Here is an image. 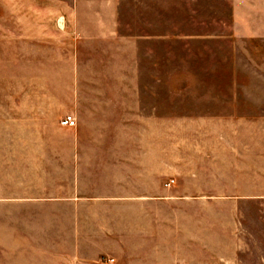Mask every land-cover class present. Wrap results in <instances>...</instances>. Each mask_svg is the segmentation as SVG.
<instances>
[{
  "label": "rangeland",
  "instance_id": "rangeland-1",
  "mask_svg": "<svg viewBox=\"0 0 264 264\" xmlns=\"http://www.w3.org/2000/svg\"><path fill=\"white\" fill-rule=\"evenodd\" d=\"M57 1L0 0V193L9 199L18 178L43 174L44 164L26 162L35 153L27 144L36 107L49 108L43 117L50 125L74 116L73 128L80 106L102 105L109 121H117V109H141L155 121L191 124L183 139L198 138L207 154L199 156L198 178L152 196L149 210L136 202L135 239L93 261L75 258L50 217H36L45 230L34 241L27 234L16 241L15 226L26 228L30 212L0 202V264H264V0H126L122 10L141 12L138 31L150 38L139 33L135 50L114 51L68 50V36L48 24V14L62 10ZM49 59H81V72L103 70L104 82L79 85L91 94L65 93L69 78L57 72L66 68L43 65ZM115 59L135 63L112 67ZM119 72L142 78L135 94L131 83L114 81ZM213 144L226 155H212ZM173 146L168 139V152ZM128 218L114 211L112 237Z\"/></svg>",
  "mask_w": 264,
  "mask_h": 264
},
{
  "label": "crops",
  "instance_id": "crops-1",
  "mask_svg": "<svg viewBox=\"0 0 264 264\" xmlns=\"http://www.w3.org/2000/svg\"><path fill=\"white\" fill-rule=\"evenodd\" d=\"M124 2L126 0H58L62 10L48 14V24L55 30L54 33L68 36V50H135V40L142 33L138 31L139 20L144 15L131 11L127 14L122 10ZM142 25L143 28L147 27L146 24ZM125 34L132 35L129 37ZM146 34L149 31L143 30L140 39L148 40L150 35ZM91 63L96 66L97 62ZM125 63L127 66H134L135 62L118 59L110 62L112 67L117 68L124 67ZM43 65L66 68L57 73L69 78L66 79L63 90L68 94H91L87 93V89H80L79 85H102L104 82L103 70L94 72L95 77L87 75L88 72L82 73L81 59H49ZM54 73L56 72H50L51 75ZM128 73H117L114 81L131 83V94H135L134 84L141 82L142 78ZM99 90H94L96 99L97 91L101 94ZM47 109L49 108H33L36 115L32 120L33 138L27 145L35 153L26 160L32 164H44L40 169L46 176L42 174L39 180L18 178L14 193L9 199L3 196V192L0 193V202L14 201V210L30 212L26 214L30 217L25 224L26 228L23 223L21 227L17 224L15 226L16 241L24 234L34 241L35 232L45 230L43 225L38 224L36 217H50L56 226H62V234L66 238L63 240L68 243L75 258L96 260L103 253L124 250L126 238L135 239L133 217L136 202L149 210L152 196L164 195L177 185V189L184 187L183 177L188 180L198 178V159L203 151L200 150L198 138L191 142L183 139L184 132L193 130L191 124V129L186 130L182 122L168 124L165 117H159L155 121L152 120L151 113L146 114L144 110L134 108L117 109L121 111L116 113L119 116L117 121H109L108 118L104 120L107 117L105 115H108L104 114L106 108L96 103L95 106H80L76 109L78 126L72 128L62 126L60 121L63 119L59 117L54 118L51 125L44 123L43 116ZM59 111L54 116L61 115L62 112ZM168 126H173L175 132L172 133ZM109 130L113 132L112 137L104 138L103 133ZM46 131H53L58 138H45L43 132ZM168 139L174 143L169 152ZM222 140L226 144V139ZM216 142L220 143L221 140L217 139ZM211 147L212 155L217 152L226 155L224 150L215 152L214 144ZM171 156L173 159L168 160ZM37 168L39 169L38 166ZM170 176L173 178L168 179ZM179 192L198 193L185 188ZM60 209L63 210L61 218H58V214L54 216L52 212L49 215L45 213ZM114 211H122L129 217L126 224L121 222L122 225L117 226L119 229L116 237H112L115 236L112 228Z\"/></svg>",
  "mask_w": 264,
  "mask_h": 264
},
{
  "label": "built area",
  "instance_id": "built-area-1",
  "mask_svg": "<svg viewBox=\"0 0 264 264\" xmlns=\"http://www.w3.org/2000/svg\"><path fill=\"white\" fill-rule=\"evenodd\" d=\"M77 123V120L74 116H68L62 121V125L64 127H75Z\"/></svg>",
  "mask_w": 264,
  "mask_h": 264
}]
</instances>
